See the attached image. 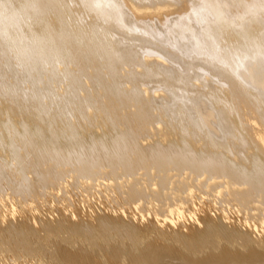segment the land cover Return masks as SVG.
Returning a JSON list of instances; mask_svg holds the SVG:
<instances>
[{
  "label": "bare ground",
  "instance_id": "1",
  "mask_svg": "<svg viewBox=\"0 0 264 264\" xmlns=\"http://www.w3.org/2000/svg\"><path fill=\"white\" fill-rule=\"evenodd\" d=\"M0 264H264V0H0Z\"/></svg>",
  "mask_w": 264,
  "mask_h": 264
}]
</instances>
